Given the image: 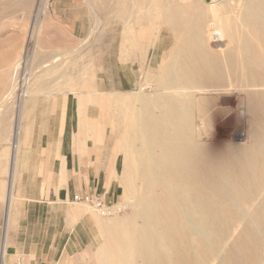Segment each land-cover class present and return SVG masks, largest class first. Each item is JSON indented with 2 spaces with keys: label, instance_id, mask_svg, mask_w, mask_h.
<instances>
[{
  "label": "bare ground",
  "instance_id": "bare-ground-1",
  "mask_svg": "<svg viewBox=\"0 0 264 264\" xmlns=\"http://www.w3.org/2000/svg\"><path fill=\"white\" fill-rule=\"evenodd\" d=\"M203 2L202 8L186 11L200 10L206 23L226 19L229 24L213 26L206 34L192 17L177 16L179 4H171L168 24L179 37H188L178 38L177 53L153 90L156 95L110 101L134 109L128 133L145 141L146 149L128 144L130 168L146 187L137 214L143 224L118 221L106 233L111 242L98 264H264V0H244L235 14L228 11L231 6L222 12L218 0ZM228 2L233 6L235 0ZM211 35L214 50L208 48ZM224 37L232 41L223 43ZM24 63L20 60L13 68ZM32 79L15 81L5 102L21 88L29 89ZM226 84L237 89L229 90L221 104L237 103L245 141L215 154L201 138L214 116L209 104H219ZM19 135L20 129H14L13 161Z\"/></svg>",
  "mask_w": 264,
  "mask_h": 264
},
{
  "label": "rangeland",
  "instance_id": "rangeland-1",
  "mask_svg": "<svg viewBox=\"0 0 264 264\" xmlns=\"http://www.w3.org/2000/svg\"><path fill=\"white\" fill-rule=\"evenodd\" d=\"M29 1L32 2L30 7L22 10L20 5ZM218 1L222 12L231 6L228 11L234 14L242 10L244 4V0L242 4L241 0H235L233 6L229 0ZM171 4L173 8L179 4L174 13L181 19L192 17L196 23H200L206 34L213 26L219 28L229 24L226 19L216 25L212 21L206 23L200 10L186 11L189 6L202 8L204 2L201 0H2L0 3L2 216L4 208H7L8 216L14 210L15 194L18 195L19 180L26 168L31 139L35 134L46 131V128L51 132H57L60 128L61 133L86 134V144L105 146L108 177L120 186V198L115 204L123 209L112 217L99 218L100 236L97 243L56 264H98L102 250L111 242L106 233L109 234L118 221L127 219L137 225L143 224V219H138L137 214L140 211L138 202L145 195L146 183L134 177L130 163L133 161L131 146L146 149V142L137 141L128 133L134 109L112 105L113 109L109 110L108 115L106 110L91 103L102 100L103 106H109L111 99L115 98L132 100L138 95H156L153 90L158 84L157 80L162 77L164 66L177 53L178 38L188 37L185 33L179 37L180 34L168 24L173 9ZM149 23L151 26L161 24L171 35L154 27L147 32L148 36L144 40ZM112 33L115 45L113 60L110 57ZM210 39L208 48L214 50L217 44ZM226 41L232 40L224 37L223 43ZM117 52L119 60H116ZM20 60H25V63L22 68L15 70L13 65ZM126 70L133 76L130 86L126 82ZM28 78H33L31 91L30 88H21L15 95L11 94L7 104L5 98L14 82L19 80L24 83L23 79ZM141 89L142 93L137 94ZM222 89L218 95L219 104H209V113L213 110L214 116L206 135L201 138L206 149L215 154L223 153L227 145L245 141L237 103L221 104L229 90L237 89L236 85L226 84ZM110 92L115 93L108 94ZM68 101L74 103L69 105L66 103ZM135 109L138 111L140 107ZM157 112L154 109V113ZM16 128L20 129L22 136L14 185L15 166L10 159ZM128 144L131 146L128 147ZM2 149L6 150L3 155ZM11 192L13 198L9 202ZM219 261L215 264H219Z\"/></svg>",
  "mask_w": 264,
  "mask_h": 264
},
{
  "label": "crops",
  "instance_id": "crops-1",
  "mask_svg": "<svg viewBox=\"0 0 264 264\" xmlns=\"http://www.w3.org/2000/svg\"><path fill=\"white\" fill-rule=\"evenodd\" d=\"M154 27L170 34L161 24L151 26L149 23L144 40ZM114 47L112 33V60ZM118 53L116 60H119ZM126 76L127 85H132L133 76L129 70ZM66 103L70 105L74 101ZM91 104L106 110L108 115L113 109L112 105L103 106L102 100ZM45 130L33 136L27 149V164L19 180L11 216L7 208L2 216L4 205L0 202V264H56L95 245L100 236L101 216L90 206L74 202L73 196L95 192L105 194L110 203L120 198V186L107 174L105 146L86 144V134L61 133L60 128L57 132ZM21 136L22 133L19 152ZM5 152L2 149V155ZM19 152L14 161L10 159L15 166L14 185ZM12 198L11 192L9 202Z\"/></svg>",
  "mask_w": 264,
  "mask_h": 264
},
{
  "label": "built area",
  "instance_id": "built-area-1",
  "mask_svg": "<svg viewBox=\"0 0 264 264\" xmlns=\"http://www.w3.org/2000/svg\"><path fill=\"white\" fill-rule=\"evenodd\" d=\"M212 2L215 0H201ZM221 39L219 34H215L214 41H219ZM73 201L76 203H82L90 206L97 212L101 217H112L117 212L121 211L123 208L117 206L115 203H110L106 199L105 194H99L95 192H82L77 193L73 196Z\"/></svg>",
  "mask_w": 264,
  "mask_h": 264
}]
</instances>
